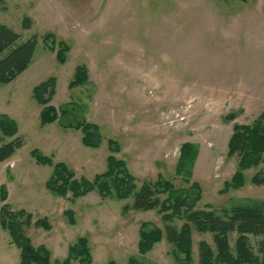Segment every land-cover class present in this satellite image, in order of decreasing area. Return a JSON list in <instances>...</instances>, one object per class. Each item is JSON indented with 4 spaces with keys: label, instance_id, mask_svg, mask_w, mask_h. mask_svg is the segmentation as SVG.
Listing matches in <instances>:
<instances>
[{
    "label": "rangeland",
    "instance_id": "obj_1",
    "mask_svg": "<svg viewBox=\"0 0 264 264\" xmlns=\"http://www.w3.org/2000/svg\"><path fill=\"white\" fill-rule=\"evenodd\" d=\"M25 17L29 29L22 28ZM0 23L17 32L20 42L38 37L29 68L0 84V114L16 121L25 142L11 163L0 162V186H6L13 210L49 219L50 231L31 227L27 233L35 246L49 248L52 264L80 237L89 241L92 264H126L130 257L143 264L181 263L165 238L146 254L138 251L141 222L164 226L155 210L124 214L133 198L101 199L95 191L73 202L53 195L46 187L53 168L38 164L34 149L91 180L106 171L107 140L113 139L121 147L116 156L139 187L159 175L185 187L175 169L181 145L190 142L199 150L193 167L202 191L198 208L264 202V184L251 182L264 173V162L244 172L243 187L221 192L237 168V157L228 156L233 126L251 124L264 111V0H0ZM46 33L70 46L65 63L45 48ZM79 65L87 67L88 82L71 89ZM49 78L56 79L51 104L76 106L62 122L84 118L97 124L101 147L84 146L82 132L70 130L54 153L42 149L48 145L39 136L53 127L41 129V107L32 93ZM231 114L236 117L227 120ZM2 137L3 143L11 140ZM66 210L74 212L76 224L68 222ZM183 223L175 220L177 227ZM203 240L214 248L210 232L192 230V264H199ZM0 264H20V249L1 226Z\"/></svg>",
    "mask_w": 264,
    "mask_h": 264
},
{
    "label": "trees",
    "instance_id": "obj_2",
    "mask_svg": "<svg viewBox=\"0 0 264 264\" xmlns=\"http://www.w3.org/2000/svg\"><path fill=\"white\" fill-rule=\"evenodd\" d=\"M245 1V0H244ZM31 20L25 17L22 28L29 29ZM21 36L5 24L0 23V84H8L26 71L33 62L34 51L38 37L33 35L25 42H20ZM42 41L47 50L55 53L59 63H65L70 46L54 35L46 33ZM88 70L85 65L76 67L73 80L69 87L77 88L88 82ZM56 79L49 78L33 88V98L40 105L41 124L59 122L65 129H75L82 132V143L89 148L97 149L103 143V137L97 124L84 118L78 121L63 123L62 118L73 113L75 105L54 107L51 102L55 94ZM236 116L231 114L227 120ZM11 140L3 143L4 139ZM24 140L18 136L16 121L6 114H0V162L10 159L17 150L22 148ZM110 154L107 156V169L96 174L93 179L76 176L64 162H54L52 157L40 150L31 151V156L38 164L53 168L46 182L47 189L56 196L78 198L95 191L101 199L114 198L127 200L133 198L131 204L122 208V213L130 210H155L163 222V228L143 221L139 229L138 251L146 254L155 244L164 238L172 247V254L181 264H192V230L210 232L214 248L207 241L199 243V264H264V202L243 201L230 207L214 208L206 205L198 208L201 199V186L193 180V167L198 156V146L186 142L181 145L176 163L175 174L181 177L185 187H176L172 180L159 175L155 182L144 181L137 185V178L130 172L125 160L116 156L121 151L119 143L113 139L107 140ZM228 156L237 157V168L230 180L224 183L226 192L239 189L245 185L244 172L259 167L264 162V111L251 124H235L228 142ZM251 182L255 185L264 184V173H255ZM70 195V197H69ZM161 195H167L161 199ZM8 191L5 185L0 186V226L7 231L10 243L20 249V264H52V253L45 245L35 246L28 236L31 227L50 231L52 225L49 219L38 217L24 209L13 210L6 202ZM70 224H76L74 212L64 211ZM183 220L177 227L175 220ZM235 235L234 246L231 238ZM256 240L255 242L253 241ZM92 264L91 248L86 237H80L68 248L67 256L53 264ZM107 264H119L110 260ZM126 264H143L135 257H130Z\"/></svg>",
    "mask_w": 264,
    "mask_h": 264
},
{
    "label": "crops",
    "instance_id": "obj_3",
    "mask_svg": "<svg viewBox=\"0 0 264 264\" xmlns=\"http://www.w3.org/2000/svg\"><path fill=\"white\" fill-rule=\"evenodd\" d=\"M40 125H41V129L53 127L52 129L47 130L46 133H43V135L39 136V137H43L46 139V141H44L46 144H44V145H48V146H46V148H44L45 146H43V148H42V149H45L44 151H47L46 153H54V151H56V149H59L60 146L62 147V142L60 140L61 137L69 134L70 130H75V129H70V128L65 129V128L61 127L60 123L57 121L50 123V124L42 125L41 124V118H40ZM75 131H80V130H75ZM51 155H53V154H51ZM2 163L9 164V163H11V161H10V159H8ZM134 212H135V210H134Z\"/></svg>",
    "mask_w": 264,
    "mask_h": 264
}]
</instances>
